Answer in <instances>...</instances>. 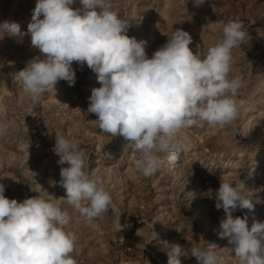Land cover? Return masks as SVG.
<instances>
[{"label": "rangeland", "instance_id": "rangeland-1", "mask_svg": "<svg viewBox=\"0 0 264 264\" xmlns=\"http://www.w3.org/2000/svg\"><path fill=\"white\" fill-rule=\"evenodd\" d=\"M0 3V22H17L26 33L36 0ZM114 5L128 22L127 35L147 42L149 58L176 29L191 35L194 54L205 53L222 38L224 24L239 18L248 38L232 50L229 76L246 82L235 97L237 119L224 127L201 122L182 130L176 162L170 164L167 153L159 152L162 166L145 178L135 168L139 154L125 150L123 137L102 131L98 117L87 111L91 91L100 85L86 64L73 62L74 86L59 81L39 103L26 99L17 104L22 83L14 76L39 50L31 46L29 35L22 41L5 36L0 39V122L15 120L16 126L0 136L4 194L17 201L39 195L75 216L58 183L62 166L54 152L55 133L64 135L77 143L89 173L102 179L122 213L120 227L111 211L91 222L79 218V223L65 226L76 235L71 255L77 264H167L173 244L187 250L181 264H197L190 256L194 244L213 248L221 264H236L228 249L232 246L218 236L226 214L215 208V193L221 180L233 183L254 204L253 210L237 209L233 216L247 215L249 227L252 221L264 222V0H205L198 7L193 0H114ZM72 7H80L79 0Z\"/></svg>", "mask_w": 264, "mask_h": 264}, {"label": "clouds", "instance_id": "clouds-1", "mask_svg": "<svg viewBox=\"0 0 264 264\" xmlns=\"http://www.w3.org/2000/svg\"><path fill=\"white\" fill-rule=\"evenodd\" d=\"M204 2L193 0L197 7ZM75 3L36 0L26 33L17 22H0L4 34L0 39L22 41L29 35L31 46L39 50L14 76L22 83L18 105L26 99L39 103L59 81L74 86L73 62L86 64L100 85L92 89L87 111L98 117L102 131L123 137L125 150L139 154L135 168L145 178L161 166L159 152L167 153L169 163L176 162L183 147L182 130L201 122L224 127L237 119L235 97L246 82L241 76H229L232 50L248 38L239 18L224 24L222 38L205 53L194 54L191 35L176 29L149 58L147 42L127 35L128 22L114 10V0H79L77 8L72 7ZM15 126V120L0 122V136ZM54 152L62 166L58 183L66 191L63 199L76 215L39 195L9 199L0 183V264H77L71 255L76 235L65 226L79 223V218L91 222L110 211L121 226L122 213L102 179L89 173L77 143L55 133ZM215 201V208L226 214L218 236L232 246L236 264H264V222L253 221L249 227L247 215L233 216L237 209L253 210L251 199L233 183L221 180ZM190 252L197 264H221L213 248L194 244ZM167 256V264H181L180 257L188 254L183 246L173 244Z\"/></svg>", "mask_w": 264, "mask_h": 264}, {"label": "bare ground", "instance_id": "bare-ground-1", "mask_svg": "<svg viewBox=\"0 0 264 264\" xmlns=\"http://www.w3.org/2000/svg\"><path fill=\"white\" fill-rule=\"evenodd\" d=\"M1 1H2V0H1ZM145 2H146V1H145ZM143 3H144V2H143ZM0 4H1V3H0ZM118 4H119V3H118ZM1 5H2V4H1ZM18 5H19V3H18ZM1 7H2V6H1ZM137 9H138V8H137ZM152 12H153V11H152ZM187 12H188V11H187ZM126 13H127V12H126ZM198 14H199V13H198ZM146 16H147V15H146ZM211 16H212V15H211ZM151 17H152V16H151ZM150 24H151V23H150ZM260 88H261V87H260ZM260 88H259V89H260ZM261 89H262V88H261ZM261 91H262V90H259V93H257L256 95H257V96H260L261 93H262ZM263 91H264V89H263ZM260 92H261V93H260ZM252 99H253V98H252ZM254 111H255V110H254ZM257 111H258V110H257ZM253 113H254V112H253ZM263 115H264V114H263ZM261 116H262V114H261ZM261 118L263 119L264 117H261ZM242 120H243V119H242ZM253 120H254V119H253ZM259 120H260V119H259ZM251 121H252V120H251ZM235 123H236V122H235ZM252 123H253V122H252ZM257 124H258V123H257ZM260 125H262V124H260ZM260 125H259V126H260ZM255 126H256V125H255ZM259 126H258V127H259ZM245 127L247 128V126H245ZM249 127H250V125H249ZM262 128H263V126H262ZM250 130H251V128H250ZM253 130H254V129H253ZM261 130H262V129H261ZM257 132H258V131H257ZM257 132H256V133H257ZM251 133H252V132H251ZM259 133H260V132H259ZM261 133H262V132H261ZM254 135H255V134H254ZM257 135H258V134H257ZM255 136H256V135H255ZM257 137H258V136H257ZM261 139H262V136H261ZM263 141H264V140H263ZM184 146H185V145H184ZM189 146H190V145H189ZM191 146H192V145H191ZM191 146H190V147H191ZM261 146H262V145H261ZM255 148H256V147H255ZM262 150H263V149H262ZM255 154H256V153H255ZM164 161H165V160H164ZM166 161H167V160H166ZM170 164H171V163H170ZM164 165H165V164H164ZM166 165H167V163H166ZM166 165H165V166H166ZM161 166H162V165H161ZM167 167H168V166H167ZM167 167H166V168H167ZM167 169H168V168H167ZM254 211H255V210H254ZM255 213H256V212H255ZM255 213H254V214H255ZM253 216H254V215H253ZM197 217H198V216H197ZM256 217H257V216H256ZM257 219H258V218H257ZM200 220H201V219H200ZM252 222H253V221H252ZM215 230H216V229H215ZM217 232H218V231H217ZM217 232H216V233H217ZM215 235H216V234H215ZM215 238H216V237H215ZM217 239H218V238H217ZM220 241H221V240H220ZM220 241H219V242H220ZM182 243H183V242H182ZM218 244H219V243H218ZM225 244H227V243H225ZM228 246H229V245H228ZM230 246H231V245H230ZM225 249H226V248H225ZM228 249H229V247H228ZM229 250H230V249H229ZM232 258H233V257H232Z\"/></svg>", "mask_w": 264, "mask_h": 264}]
</instances>
